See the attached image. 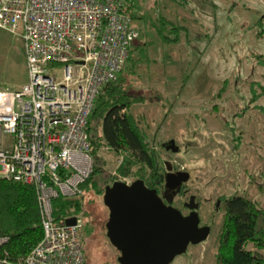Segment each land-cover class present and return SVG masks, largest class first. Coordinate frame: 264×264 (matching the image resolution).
Segmentation results:
<instances>
[{"label": "rangeland", "instance_id": "obj_1", "mask_svg": "<svg viewBox=\"0 0 264 264\" xmlns=\"http://www.w3.org/2000/svg\"><path fill=\"white\" fill-rule=\"evenodd\" d=\"M137 6L147 25L161 15L183 29L175 44L163 43L154 30L142 40L148 48L140 50L135 73L122 75L137 99L131 113L164 170L190 175L175 206L194 196L199 225L210 228L170 264H216L223 209L214 203L243 197L264 211V0H137ZM131 25L143 30L139 21ZM26 82L23 41L0 29V90ZM92 157L101 170L98 188H105L120 156L102 149ZM78 217L86 225L85 264H117L102 196L89 192Z\"/></svg>", "mask_w": 264, "mask_h": 264}, {"label": "built area", "instance_id": "obj_2", "mask_svg": "<svg viewBox=\"0 0 264 264\" xmlns=\"http://www.w3.org/2000/svg\"><path fill=\"white\" fill-rule=\"evenodd\" d=\"M126 3L0 0V29L22 39L27 68L19 89L0 90V179L34 188L42 228L27 256L14 263L4 252L0 264H85L81 219L57 223L52 203L79 197L92 173L86 127L94 101L118 79L138 38ZM6 242L0 238V248Z\"/></svg>", "mask_w": 264, "mask_h": 264}, {"label": "trees", "instance_id": "obj_3", "mask_svg": "<svg viewBox=\"0 0 264 264\" xmlns=\"http://www.w3.org/2000/svg\"><path fill=\"white\" fill-rule=\"evenodd\" d=\"M125 13L130 17L131 24L139 21L143 30L134 28L138 38L130 48L118 79L105 84L95 99L86 131L92 156L102 149L121 156L122 162L116 169L119 176L132 177V182L143 180L148 188H154L160 182V176L165 173L163 162L131 113L132 104L137 99L129 94L122 75L135 73L140 62V50L145 52L148 48L147 42L142 40L149 30H154L163 43L175 44L178 32L183 28L173 25L161 15H158L155 23L147 25L137 0H127ZM172 31L176 36L170 39L168 35ZM260 93L264 98V88ZM100 172L94 164L92 173L81 185L82 193L79 197H59L53 201V215L57 223L83 213L85 197L89 192L103 196L104 188L99 189L97 181ZM107 182L108 186L114 180L111 177ZM179 195L182 199L183 196ZM222 204L223 222L218 236L216 264H264V211L255 202L243 197H233L224 200ZM85 228L84 224L82 236ZM0 238L7 239L0 248V254L5 252L8 260L14 263L27 256L41 240L40 214L32 186L0 179Z\"/></svg>", "mask_w": 264, "mask_h": 264}, {"label": "water", "instance_id": "obj_4", "mask_svg": "<svg viewBox=\"0 0 264 264\" xmlns=\"http://www.w3.org/2000/svg\"><path fill=\"white\" fill-rule=\"evenodd\" d=\"M189 178L186 171H165L159 178L164 189L162 197L143 180L129 185L114 181L104 188L102 200L108 211L106 237L120 252L118 264H170L188 245H196L208 237L210 228L199 226L194 196L184 205L190 211L186 216L170 205L176 190ZM168 192L171 196L167 198ZM64 223L74 225L75 218H68Z\"/></svg>", "mask_w": 264, "mask_h": 264}, {"label": "flooded vegetation", "instance_id": "obj_5", "mask_svg": "<svg viewBox=\"0 0 264 264\" xmlns=\"http://www.w3.org/2000/svg\"><path fill=\"white\" fill-rule=\"evenodd\" d=\"M164 147V146H163ZM166 148H168V146H165V149ZM178 171H180V172H183L184 170L183 169H173V170H170V172H172V173H174V172H178ZM157 184V183H156ZM163 183L162 182H160V183H158L157 185H155L156 187H154V188H151V189H155L156 191H157V194H158V196L159 197H162V195H163V193H164V189H163V185H162ZM146 185V184H145ZM186 192H187V187H186V184H184V185H182L180 188H179V190H176V195L173 197V200H172V202L170 203V205L173 207V208H175V209H177L178 211H180L181 212V214L183 215V216H186V215H188L189 213H190V211L187 209V208H185L184 207V205L185 204H187V202L189 201V198H190V196L188 197V200L185 202V201H181V203H180V205L179 206H175V204H174V201H175V199L177 198V199H180L179 197H178V195L179 196H185V194H186ZM167 198L169 197V196H171V192H168L167 193V195H165ZM163 203L165 204V205H169L168 204V202H167V200L166 199H163ZM195 203L198 205V208H197V210H196V212H197V214H199L198 212H199V210H200V205L195 201ZM222 203V202H221ZM215 205H214V208L217 210V209H220V207H222V209H224L223 208V204L222 205H220V202H216V203H214ZM200 226V225H199ZM114 249V248H113ZM114 251L116 252V254H117V256H116V263L118 264V258L120 257V252L119 251H117L116 249H114Z\"/></svg>", "mask_w": 264, "mask_h": 264}, {"label": "crops", "instance_id": "obj_6", "mask_svg": "<svg viewBox=\"0 0 264 264\" xmlns=\"http://www.w3.org/2000/svg\"><path fill=\"white\" fill-rule=\"evenodd\" d=\"M2 141L3 142H10L11 141V138L7 137V138H2Z\"/></svg>", "mask_w": 264, "mask_h": 264}]
</instances>
